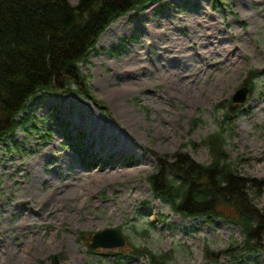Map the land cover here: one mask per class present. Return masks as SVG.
<instances>
[{"label": "rangeland", "instance_id": "374dc122", "mask_svg": "<svg viewBox=\"0 0 264 264\" xmlns=\"http://www.w3.org/2000/svg\"><path fill=\"white\" fill-rule=\"evenodd\" d=\"M234 48L238 63L224 64ZM81 70L108 111L77 91L44 92L0 141V264H150L116 259L127 245L93 253L81 234L107 228L171 253L167 264H264V252L240 249L208 261L206 247L244 241L241 227L176 214L147 180L155 154L185 144L196 161H210L193 145L217 129V106L264 71V0L151 2L115 20ZM256 85L239 104L227 150L238 172L264 178V75ZM254 201L264 210V193Z\"/></svg>", "mask_w": 264, "mask_h": 264}, {"label": "trees", "instance_id": "16d2710c", "mask_svg": "<svg viewBox=\"0 0 264 264\" xmlns=\"http://www.w3.org/2000/svg\"><path fill=\"white\" fill-rule=\"evenodd\" d=\"M0 0V141L20 126L31 101L44 92L77 91L104 111L106 104L91 91L81 70L105 30L119 17L140 11L158 0ZM263 70L250 74L251 94ZM242 106L229 102L217 106L223 118L202 144L210 161H196L184 148L172 155H158L157 168L147 180L153 194L185 218L223 219L240 225L242 244L224 251L210 247L205 256L219 262L222 255L235 258L236 249L246 254L264 251V210L254 201L264 193V178L242 175L231 162L228 139ZM147 233V231H145ZM89 245V235L81 234ZM93 253L95 250L90 248ZM118 260L149 258L151 264H167L171 253L157 254L129 244Z\"/></svg>", "mask_w": 264, "mask_h": 264}, {"label": "water", "instance_id": "95a60500", "mask_svg": "<svg viewBox=\"0 0 264 264\" xmlns=\"http://www.w3.org/2000/svg\"><path fill=\"white\" fill-rule=\"evenodd\" d=\"M249 93L250 88L248 86H243L233 96V101L235 103H243L247 100ZM90 245L94 249L121 248L126 245V237L123 235L122 231L117 228H107L95 233L91 237Z\"/></svg>", "mask_w": 264, "mask_h": 264}, {"label": "bare ground", "instance_id": "6f19581e", "mask_svg": "<svg viewBox=\"0 0 264 264\" xmlns=\"http://www.w3.org/2000/svg\"><path fill=\"white\" fill-rule=\"evenodd\" d=\"M213 44V46L214 45H216V42H213L212 43ZM208 52H209V54L211 55L212 53H217L218 55H219V53H218V51H217V49L216 48H214V47H211V48H209L208 49ZM201 55H203L204 57H205V55H204V53H200ZM224 56H225V58H224V64L226 63V62H229V64L230 65H233V64H236V63H238V51H237V49L236 48H234V49H231L227 54H223ZM220 56V55H219ZM187 58H191V56H186ZM168 73H169V76H168V79L170 78H172V76H173V72H170L169 70H168ZM179 76H181V74H179Z\"/></svg>", "mask_w": 264, "mask_h": 264}]
</instances>
